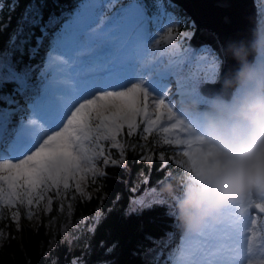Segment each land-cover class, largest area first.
<instances>
[{
    "label": "snow or ice",
    "instance_id": "6c2138e0",
    "mask_svg": "<svg viewBox=\"0 0 264 264\" xmlns=\"http://www.w3.org/2000/svg\"><path fill=\"white\" fill-rule=\"evenodd\" d=\"M17 6L18 3L10 5L12 10ZM3 7L4 5L0 4V8ZM40 8L35 2L25 6L10 38L13 53L19 52L23 56L27 50L31 55L38 51L47 38V30L56 22V17L53 15L44 23ZM148 10L149 6L143 0H136L132 4L120 5L114 16L129 23L133 37L141 38V42L150 41L152 38L147 35L146 27L149 22ZM36 29L40 31L39 36L35 34ZM171 31L169 28L168 32ZM33 39L35 45L32 43ZM168 39L171 40L172 37L169 36ZM61 58L62 56L54 57L52 65L66 63ZM5 72L4 77L0 78V88L9 83L14 85L12 92L0 95V100L5 104L0 113L7 123L14 112L11 106L18 103L16 96L29 88L31 68L26 65L17 69L14 64H8ZM173 75L172 71H157L155 63L145 57L137 58L134 71L130 75L114 74L98 81L62 106L54 115L44 119L37 116L33 110L37 93L31 105L35 118L28 119V126L17 133L11 145L5 142L3 148H0V173H7L0 175V182H4L7 187L5 192L4 186L0 184V204L8 208H12L17 202L21 206L25 203L30 206L34 202V194L36 201L44 200L43 191L50 187L59 188L62 183L65 190L69 189V179H75L77 173L82 175L76 180L75 191L82 197L85 196L82 183L86 176L89 173L94 177L105 175L94 166L93 162L97 157H103L104 165L122 163L110 159V155H105L104 145L99 141H111V147L120 149L122 156L124 145L117 140V135L125 125L128 136H132L140 124L145 125L143 131L147 134H151L153 128L160 125L159 130L164 134L161 143L184 146L182 155L186 158V166L182 167L187 173L186 180L195 179L197 155L203 151V146L192 123L184 118L183 113L174 110V105L165 101L169 96L168 86ZM214 77L215 72H211L200 82L212 83ZM43 78L47 80L48 74H44ZM190 90L191 94L198 93L199 84H192ZM150 100L155 109L154 113L149 111ZM137 117H141L139 123ZM165 120L170 123L161 124ZM177 132L184 135L168 138ZM158 158L166 162L163 153ZM144 159L149 164L152 163L151 155ZM41 187L42 191L37 192ZM18 188H23L24 191H17ZM56 194L60 195L59 192ZM252 195L245 203L225 209L223 219L219 222L207 223L196 234H185L187 239L176 264H243L242 250L235 251L233 245H242L247 240V252L252 253L257 234L248 225L251 224L255 228L257 221L255 218H249V210L254 207L264 214V202L256 203ZM261 200L264 201V196ZM48 205L47 210H50V198ZM144 206L143 200L134 201L125 215L135 213L138 208ZM26 215L30 217L31 212ZM11 216L18 222L19 211L12 212ZM245 232H251V236L245 237ZM247 264H253V261L248 259ZM261 264H264V261H261Z\"/></svg>",
    "mask_w": 264,
    "mask_h": 264
},
{
    "label": "rangeland",
    "instance_id": "374dc122",
    "mask_svg": "<svg viewBox=\"0 0 264 264\" xmlns=\"http://www.w3.org/2000/svg\"><path fill=\"white\" fill-rule=\"evenodd\" d=\"M136 0H79L76 7L73 9L70 15V19L61 23L59 34L52 37V46L50 47L47 55L41 61L42 63V78L44 74H49V78L41 80L39 76V85L35 86L43 91V95L40 96L39 103H48L46 108L42 107L41 113H36L37 116L42 119L54 115L59 109L55 106L56 100L59 99L61 107L62 102L64 105L75 99L77 95L85 89H89L98 81L108 78L114 74H131L134 71V65L130 62H136L137 58H147L153 61L157 66V71L165 72L172 71L174 73L172 81L169 83L168 91L169 96L165 98L166 103L174 105V110L179 111L177 101L180 97L191 94V85L194 83L199 84L200 88L205 83H201L205 77L211 72H215L214 79L217 78L220 59L217 54L211 50L209 46H202L198 49H192L188 46L189 35L187 42L180 41L174 38L165 29L174 23V19L170 17L165 7H158L157 12L161 16H165L163 20L158 23L155 20L156 15H148L149 22L146 25L147 35L152 39L150 41L141 42V38L133 37L129 23L114 16L120 5H127L135 3ZM5 0H0V4H4ZM257 8V28H264V0H254ZM12 4V3H11ZM170 6L173 5L169 3ZM1 9V8H0ZM100 22V24H99ZM99 24V25H97ZM100 27V28H99ZM155 28V33L151 32V29ZM95 29V31H93ZM165 31V32H164ZM156 34V35H155ZM172 39L169 40L168 37ZM59 37V39H57ZM182 38H186V35L182 32ZM134 48H137L136 50ZM147 50H146V49ZM203 49V51H202ZM115 52V54H114ZM62 56V61L66 63L52 65V59L54 57ZM102 56V58L100 57ZM88 57L93 58L94 62L87 60ZM125 61H129L124 63ZM113 63H117L121 68H116L115 73H111L113 70ZM8 64H14L9 57L0 58V69L5 68ZM34 65H31L33 67ZM102 71L96 76H92V71ZM130 86V85H129ZM38 106H35L33 110H36ZM55 110V111H54ZM54 111L52 114L51 112ZM149 111L155 112L149 102ZM30 119L35 117L32 115V109L29 113ZM141 117H137L139 123ZM28 119L24 122L14 125L10 124L3 130L0 129V136L4 131L9 132L14 139H16L17 133L21 132L27 127ZM66 123V121H65ZM170 122L162 121L161 124H167ZM10 126H15V129H11ZM125 127H127L125 125ZM143 130L145 125L140 124ZM160 125L153 128V131H158L162 138L164 134L160 132ZM9 130V131H8ZM144 132V131H143ZM175 135L183 136L184 133L177 132L171 134L168 138H172ZM121 143V142H120ZM178 152L181 153L180 158H175V161L181 165L186 166V158L183 157L182 152L184 146L174 145ZM105 155L111 150H116L118 154L120 149L111 147V141H106ZM94 166L103 171V157H97L93 162ZM184 168V167H183ZM2 173L1 175H6ZM82 173H77L75 179H69L71 184V198L67 197L66 193L62 191L63 184L61 183L59 188L50 187L46 191H43L45 197L44 200L36 201L35 194L33 195V204L28 206L26 203V213L31 212V216H27L32 224L36 226L39 223V218L49 216V222L46 224V228L49 236L48 250H55L56 247H65L72 252L73 260L71 264H85V244L82 243L88 240L90 233L99 220L100 216L97 212L89 217H76L73 213V198L89 199L94 190L88 188V182L95 177L89 173L82 183V187L85 192V196H81L79 192L75 191L76 180L80 178ZM181 182V189L183 183ZM7 192V187L4 182H0ZM64 189V188H63ZM17 191H24L23 188H18ZM37 192L42 191L37 189ZM59 192L60 195L56 193ZM264 196V192H255L252 195V199L256 203L264 202L261 197ZM51 199L50 210H47L48 200ZM143 200L145 202L144 207L150 206L155 202H164L168 204L171 209V216L173 217L172 235L170 240L163 243L160 247H156L148 251L145 255V260L149 264H176V260L179 257L180 251L184 246V241L187 239L181 229L177 227L175 217L172 215L174 208V201L166 193L159 194L153 190H146L142 195L136 196L132 199L131 205L134 201ZM19 203L17 202L12 208L11 213L19 211ZM167 205V206H168ZM142 208H138L139 211ZM252 212H249V218H255L256 226L260 229H264L261 217L263 214L259 213L254 207L251 208ZM12 217V216H11ZM17 222V220L12 219ZM253 228L251 224L248 225L252 231L256 232L255 242L253 244L252 253L247 252L248 241L245 240L242 245L234 249L239 252L242 250L244 257L243 264H247V260L251 259L253 264H257L258 261L264 259V231L262 234L258 230ZM245 237L251 236V232H245ZM82 244V246H80Z\"/></svg>",
    "mask_w": 264,
    "mask_h": 264
},
{
    "label": "trees",
    "instance_id": "16d2710c",
    "mask_svg": "<svg viewBox=\"0 0 264 264\" xmlns=\"http://www.w3.org/2000/svg\"><path fill=\"white\" fill-rule=\"evenodd\" d=\"M33 2L41 6L44 23L53 15L56 22L48 28L47 38L38 51L29 55L26 50L21 56L19 52H12L9 42L25 6ZM78 2L79 0H5L4 7L0 9V58L9 57L17 69L26 65L31 68L29 88L23 94L17 95L18 103L11 106L14 112L9 118L13 121H19L25 116L23 107L38 93L35 88L39 79L37 70L39 69L40 73L41 61L52 45V37L59 34L61 23L70 19L71 12ZM143 2L149 6L148 15L155 14L160 5L168 9L175 21L165 31L171 28L170 34L178 42H187L194 27L181 8L170 6L167 0ZM11 3H18L15 10L11 9ZM182 32L186 38L181 37ZM35 34L40 35L39 29L35 30ZM32 43L35 45L34 39ZM5 74V68L0 69V78ZM13 87L14 85L9 83L0 88V95L12 92ZM4 107L5 104L0 100V109ZM2 118L0 113V124ZM127 131L124 126L122 132L117 135V140L124 145L123 155L118 154L116 150L110 149L108 152L110 159L122 163L104 165L105 175L89 180L88 188L94 190L89 199L73 198L74 216L89 217L95 212L100 216L88 240L82 242L86 245L85 264H149L145 260L146 253L169 241L172 235L174 220L170 206L164 202L152 203L130 215H125V212L129 209L132 199L146 190L151 189L155 193L163 194L161 189L168 183L174 185L177 191L181 189V182L187 176L184 168L175 161V158L181 157V153L173 145L161 143L162 136L158 131L147 134L139 127L132 136H128ZM99 143L106 145L103 140ZM161 153L165 155L166 162L159 160ZM149 155L152 156L151 164L144 159ZM172 156L175 158H171ZM69 185V189H61L72 199V188L71 184ZM18 209L19 219L15 222L11 217V208L0 204V264H71L74 254L65 247L48 250L49 236L46 224L49 222V216L39 218V223L34 226L26 216V207L19 204ZM261 221L264 224V216H261ZM259 231L261 233L262 229L259 228ZM261 261L264 259L257 264H261Z\"/></svg>",
    "mask_w": 264,
    "mask_h": 264
},
{
    "label": "clouds",
    "instance_id": "9594fccd",
    "mask_svg": "<svg viewBox=\"0 0 264 264\" xmlns=\"http://www.w3.org/2000/svg\"><path fill=\"white\" fill-rule=\"evenodd\" d=\"M225 55L237 67L214 79L218 90L177 101L203 146L196 178L179 191L170 183L161 189L174 201L172 215L186 235L219 222L225 209L264 192V28L254 30L248 42H229Z\"/></svg>",
    "mask_w": 264,
    "mask_h": 264
},
{
    "label": "water",
    "instance_id": "95a60500",
    "mask_svg": "<svg viewBox=\"0 0 264 264\" xmlns=\"http://www.w3.org/2000/svg\"><path fill=\"white\" fill-rule=\"evenodd\" d=\"M192 20L193 34L188 45L193 49L210 46L218 58L223 60L218 75L237 67L236 61L225 55L231 41L248 42L257 29V8L254 0H169ZM220 88L219 84L205 83L204 93Z\"/></svg>",
    "mask_w": 264,
    "mask_h": 264
},
{
    "label": "bare ground",
    "instance_id": "6f19581e",
    "mask_svg": "<svg viewBox=\"0 0 264 264\" xmlns=\"http://www.w3.org/2000/svg\"><path fill=\"white\" fill-rule=\"evenodd\" d=\"M134 49L136 50L137 48H134ZM114 54H115V52H114ZM87 60L91 61V60H93V58L88 57ZM127 62H129V61H127ZM130 63H131V64H135L134 62H130ZM113 67H114L113 70L115 71V70H116V69H115L116 67H115L114 65H113ZM168 71H169V70H168ZM93 73H94V72H93ZM85 90H86V89H85ZM249 212H252V211H251V208H250ZM236 247H239V245H236ZM236 250H237V249H235V251H236ZM239 252H241V251H239ZM243 260H244V259H243Z\"/></svg>",
    "mask_w": 264,
    "mask_h": 264
}]
</instances>
